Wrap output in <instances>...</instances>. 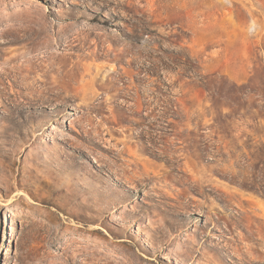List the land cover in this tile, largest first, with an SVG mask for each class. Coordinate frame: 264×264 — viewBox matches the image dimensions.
<instances>
[{
  "label": "rangeland",
  "instance_id": "374dc122",
  "mask_svg": "<svg viewBox=\"0 0 264 264\" xmlns=\"http://www.w3.org/2000/svg\"><path fill=\"white\" fill-rule=\"evenodd\" d=\"M14 56L0 264H264V0H0Z\"/></svg>",
  "mask_w": 264,
  "mask_h": 264
},
{
  "label": "bare ground",
  "instance_id": "6f19581e",
  "mask_svg": "<svg viewBox=\"0 0 264 264\" xmlns=\"http://www.w3.org/2000/svg\"><path fill=\"white\" fill-rule=\"evenodd\" d=\"M19 56V55H18ZM38 57V56H37ZM11 58V57H10ZM32 58V57H31ZM30 57L25 58L24 60H17L11 63L12 60L16 59V57H12L9 60H4V63H7V66H3L0 68L1 76L4 74L6 75H12L15 78V83L17 78H21L22 80H25L27 82V78L29 77L26 73L29 72L32 69V60ZM22 83V82H21ZM31 84V83H30ZM29 85V84H28ZM32 85V84H31Z\"/></svg>",
  "mask_w": 264,
  "mask_h": 264
}]
</instances>
